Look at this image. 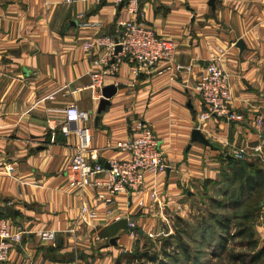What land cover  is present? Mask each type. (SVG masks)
<instances>
[{
    "label": "crops",
    "instance_id": "crops-1",
    "mask_svg": "<svg viewBox=\"0 0 264 264\" xmlns=\"http://www.w3.org/2000/svg\"><path fill=\"white\" fill-rule=\"evenodd\" d=\"M210 2L141 0L140 14L131 17L124 7L96 0H0V217L26 232L4 264H133L126 256L140 238L158 237L173 212L188 209L200 183L219 177L224 153L232 159V149L241 148L249 157L264 146V0H214L215 9ZM131 19L175 41L177 54L149 73L135 75L124 63L106 78L105 87L117 93L96 128L99 104L87 87L101 52L86 53L82 45L117 36L120 23ZM215 58L230 75L233 107L244 121L212 118L199 130L206 108L195 87ZM72 105L92 114L91 147L101 163L124 157L115 145L136 136L140 125L160 140L166 171L148 175L130 207L126 197L111 207L135 229L126 220L75 226L83 202L101 214L106 206L95 187L71 191L77 138L48 126L49 120L61 126ZM10 166L13 176L6 173ZM139 198L144 208L136 205ZM36 231L56 232V245Z\"/></svg>",
    "mask_w": 264,
    "mask_h": 264
},
{
    "label": "built area",
    "instance_id": "built-area-1",
    "mask_svg": "<svg viewBox=\"0 0 264 264\" xmlns=\"http://www.w3.org/2000/svg\"><path fill=\"white\" fill-rule=\"evenodd\" d=\"M68 2L71 3L73 0ZM96 2L99 4L107 2L115 7L123 4L131 17H137L140 14L141 0H96ZM118 47L121 48V52L116 54ZM82 49L86 53L97 50L101 52L100 58L95 62L96 70L91 75V83L87 87L91 100L97 104L103 98L105 79L116 76L122 64H129L133 73L140 75L153 71L161 62L171 63L177 54L175 41L159 36L154 29L133 19L120 23V33L117 36L89 39L83 43ZM219 53L220 57L226 54L223 49H220ZM195 91L206 108L199 115V130L212 118L224 119L227 122L244 121V116L233 107L230 75L219 65V58L208 63ZM91 119L90 112L79 110L72 105L65 110L61 126H58L55 120L48 121L51 130H60L67 137L74 135L78 141L68 172L71 191L84 194L88 188L95 187L99 189L96 192V199L106 206V211L101 214L87 202H83L75 220V226L80 229L98 228L126 220L129 228L135 229L136 225L130 222L128 215L113 214L111 207L122 197H126V206L130 207L132 197L139 196L144 189L147 176L166 171L167 166L162 159L161 142L151 128L140 125L136 136L121 140L115 145V150L125 156L109 158L106 163L108 167H106V164L101 163L98 156L92 152V128L88 126ZM258 125L261 126L262 121L259 120ZM229 156L242 161L248 157V154L244 149L233 148ZM249 157L258 158L264 162V146L256 148ZM15 172L16 170L11 166L6 170L10 176H13ZM151 197H155L154 193ZM136 205L141 208L146 206L141 198L137 200ZM25 234L24 230L12 227L6 219L0 217L1 264L10 260L14 247L22 242ZM34 234L41 240L56 245V232L36 231Z\"/></svg>",
    "mask_w": 264,
    "mask_h": 264
},
{
    "label": "rangeland",
    "instance_id": "rangeland-1",
    "mask_svg": "<svg viewBox=\"0 0 264 264\" xmlns=\"http://www.w3.org/2000/svg\"><path fill=\"white\" fill-rule=\"evenodd\" d=\"M227 155L226 153L223 155L219 177L215 180L208 179L203 181L196 187L195 193H192V196H188L189 200L186 201L188 205L187 210L182 211L179 209L173 212L164 226V230L158 237L140 238L138 250L141 258L139 262H134L133 264H176L174 263V259L168 258L165 252L173 257L174 254H181L180 251L175 249V246H167L165 243L170 235L176 234L175 226L181 220L190 226L191 231V239L187 240V243L192 256L189 261L184 260V264H239L231 262L229 259L230 253L250 252L246 247L240 245L243 239L230 242L224 251L218 245L217 233L219 234V230L214 225L216 218H219L218 216L223 214L232 215L235 212L232 209L226 208L230 201L222 194L224 189H227V183L221 177V174L226 172L225 169L227 170ZM243 161L264 169V162L258 158L246 157ZM261 195L258 202L248 199L245 201V206L236 211L237 214H242L248 212V209L251 210L254 207H258V212L251 220L250 226L259 241V248L264 246V229L262 228L264 222L262 219L264 215V192ZM224 204L226 209L223 208ZM235 222L234 224H237L240 221ZM234 229L235 227L233 228V232H235Z\"/></svg>",
    "mask_w": 264,
    "mask_h": 264
},
{
    "label": "trees",
    "instance_id": "trees-1",
    "mask_svg": "<svg viewBox=\"0 0 264 264\" xmlns=\"http://www.w3.org/2000/svg\"><path fill=\"white\" fill-rule=\"evenodd\" d=\"M226 165L227 170L224 168L226 172H223L221 177L225 179L227 189H224L222 194L230 201L226 208L232 209L235 212L232 215L223 214L218 216L219 218H216L214 225L219 230V234L217 233L218 245L224 251L230 242L243 239L240 245L246 247L251 253L232 252L229 256L231 262L239 264H264V246L259 248V241L250 226L251 220L258 212V207H254L251 210L248 209V212L242 214H237L236 212L245 206V201L248 199H253L256 202L259 201V197L262 196L261 193L264 192V169L255 164L236 159H227ZM223 208L226 209L225 204ZM235 221L240 222L234 224L236 223ZM234 227L235 232H233ZM175 230L176 234L170 235L165 245L175 246V249L180 251L181 254H174L171 257L167 252L165 253L168 258L174 259V263L182 264L183 262L184 264V260L189 261L192 256L187 243V240L191 239L190 226L181 220L177 222ZM126 258L130 263L139 262L141 258L139 250L136 249L133 254L126 256Z\"/></svg>",
    "mask_w": 264,
    "mask_h": 264
},
{
    "label": "water",
    "instance_id": "water-1",
    "mask_svg": "<svg viewBox=\"0 0 264 264\" xmlns=\"http://www.w3.org/2000/svg\"><path fill=\"white\" fill-rule=\"evenodd\" d=\"M214 0H211L210 2V6L212 7V9H215V5H214ZM123 4L120 6V8H123ZM238 47H240L241 49H243V44L242 42H239ZM119 52H121V48L118 47L116 50V54H118ZM117 93V88L115 86H108L105 87L102 90V95L103 98L99 103L98 106V110H97V115L94 119V123H95V127H98V123H99V119H100V115L106 111L107 107L110 106V100L112 99V97H114ZM106 167H108V164H106Z\"/></svg>",
    "mask_w": 264,
    "mask_h": 264
}]
</instances>
